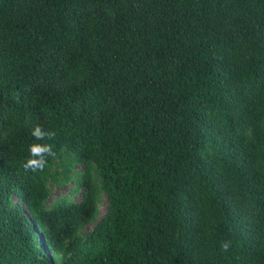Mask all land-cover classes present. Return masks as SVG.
<instances>
[{
    "label": "trees",
    "instance_id": "obj_1",
    "mask_svg": "<svg viewBox=\"0 0 264 264\" xmlns=\"http://www.w3.org/2000/svg\"><path fill=\"white\" fill-rule=\"evenodd\" d=\"M0 264H264V0H0Z\"/></svg>",
    "mask_w": 264,
    "mask_h": 264
},
{
    "label": "clouds",
    "instance_id": "obj_2",
    "mask_svg": "<svg viewBox=\"0 0 264 264\" xmlns=\"http://www.w3.org/2000/svg\"><path fill=\"white\" fill-rule=\"evenodd\" d=\"M31 136L36 141H47L54 137L53 131L46 130L40 125H36L31 130ZM29 158L25 161L23 167L25 171L38 172L43 171L47 165V157L55 155L53 147L49 143H33L29 145ZM230 247V241L221 243V250L227 252Z\"/></svg>",
    "mask_w": 264,
    "mask_h": 264
},
{
    "label": "rangeland",
    "instance_id": "obj_3",
    "mask_svg": "<svg viewBox=\"0 0 264 264\" xmlns=\"http://www.w3.org/2000/svg\"><path fill=\"white\" fill-rule=\"evenodd\" d=\"M77 199H78V197H77ZM104 210H105V204H102V205L100 206V214H101V215L104 213Z\"/></svg>",
    "mask_w": 264,
    "mask_h": 264
}]
</instances>
